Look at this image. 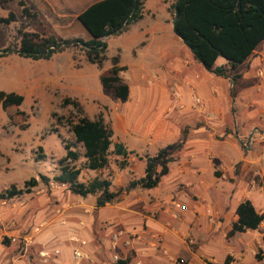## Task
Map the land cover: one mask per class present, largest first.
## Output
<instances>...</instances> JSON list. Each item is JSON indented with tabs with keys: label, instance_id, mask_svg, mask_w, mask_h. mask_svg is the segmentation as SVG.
<instances>
[{
	"label": "rangeland",
	"instance_id": "374dc122",
	"mask_svg": "<svg viewBox=\"0 0 264 264\" xmlns=\"http://www.w3.org/2000/svg\"><path fill=\"white\" fill-rule=\"evenodd\" d=\"M19 1L30 5L31 11L36 12L37 17L24 19L21 15V8L18 6ZM95 1L0 0V17L6 18L9 13L15 15V21L8 26L0 25V51L10 50L0 57V92L15 93L24 99L19 107L0 108V193L11 186L22 189L24 183L31 178L38 181L37 186L30 189L29 193H24L11 200H0V244L8 241L7 245H9L8 247L3 245L5 249L0 251V255L4 253L3 257L7 256L6 259L10 260L9 262L14 260L17 264H48L51 259L60 256V250L68 247L70 250L66 251L74 256V251L69 244H66L68 247L55 245L52 241L46 245L45 243L27 244L28 238L32 235L38 236L46 227V223L38 222L37 219H42L49 214L51 218L58 219L56 221L58 225L59 223L65 225L64 222H68V220L59 218L65 206L69 204L71 194L66 186L57 185L52 180L61 166L70 165L79 169L78 180L82 183L94 178L109 179L113 185L112 190L121 191V194L128 185L124 187L126 182L137 179L140 174L143 177L144 158L153 157L157 153L153 150L146 155H137L133 152L126 160L128 167L125 169L119 168L123 158L110 155L108 168L100 171L87 170L82 157L83 150L74 141L69 127V123L75 122L79 114L71 106L62 104L65 98L77 101L82 107V114L88 119H102L104 124L111 128L112 121L117 115L126 117L128 114L133 119L140 117H143L142 121L145 119L147 114L143 111L136 113L138 97L144 95L146 101L153 102L157 94L162 92L165 96V106H169V102L175 98L174 94L179 95L180 93L178 90H172L171 85H165L164 73L148 68L151 64L155 68L160 66V69L164 70L165 62L160 59V55H166V52L174 49L179 50L176 48L177 45L181 47L183 54L190 53L172 30L171 6L175 0H145L143 20L130 26L119 36L103 40L107 44V49L104 54L105 59L99 65L90 64L80 48L65 50L48 61L34 62L16 54L20 41L19 31L31 36L53 35L57 39L89 40V34L79 24L76 17ZM137 24L145 28L137 29ZM141 30H146L144 36L148 37L144 38ZM113 64L126 69L120 75L122 81L129 87V98L125 103H120L112 90L103 88L99 83V76L106 74ZM223 64L224 60L219 58L215 66ZM262 68L259 66L257 69L262 70ZM209 95L211 98H216L217 94L209 92ZM194 97L198 98L197 95L192 94L190 105L199 110L200 116L198 117H201L199 118L201 120L189 117L179 124L180 136L175 142H178L184 135L185 143L182 149L174 154V162L169 165V168L180 167L183 161L192 164L189 151L193 149L190 147L203 149L217 147V125L212 126V123L217 121V109L212 110L208 101L200 97L198 98L200 105L196 104L193 101ZM165 106L159 107L162 117L167 114ZM155 111L158 110L155 109ZM196 128H204L208 135L195 136L193 131ZM202 142L206 144L204 147L197 146ZM65 144L70 145L72 150L80 155L78 161L63 162L66 152ZM245 146L246 141L241 143L242 149ZM201 156L203 157L204 153ZM208 156L215 160L212 154ZM208 170L217 173L215 167L214 170ZM41 176L48 179V184L41 180ZM198 176L199 173H195L197 179ZM166 184H160L156 196H152L150 190L136 189V198L124 201L130 207L128 213L130 216L123 221L115 219L111 223L110 218L98 219L95 203L94 223L86 226L85 219L78 220V223L83 221L84 229L90 228L93 232L90 236L93 264H119L120 261L127 264H146L144 260L149 256L141 257L137 253L139 243L155 251L159 250L160 255L168 262L190 264L187 259L177 257L170 261V254L159 249L162 241L160 234L151 232L147 222L159 220V214L155 212L157 202L160 203V210H168V213L175 214L177 213L175 205L177 203L184 205L186 197L198 196L202 204L206 201L204 197H201L203 195L194 183L180 184L172 189H169ZM206 194L217 199V181L210 186ZM118 203L119 197L117 202L110 206H117ZM215 210L217 213V209ZM205 215L209 217L206 212ZM12 233L17 236L16 242L9 238ZM118 233L120 237L115 241L113 237ZM209 238H215L217 241L215 236ZM33 239L34 236L31 241ZM203 244L201 241L190 243L187 241L189 250L194 254ZM213 249L209 248V250ZM143 253H148V251L144 250ZM197 258L196 264H206V261L213 263L211 258L205 255L198 254ZM219 260L217 254V261Z\"/></svg>",
	"mask_w": 264,
	"mask_h": 264
},
{
	"label": "crops",
	"instance_id": "0c3cea01",
	"mask_svg": "<svg viewBox=\"0 0 264 264\" xmlns=\"http://www.w3.org/2000/svg\"><path fill=\"white\" fill-rule=\"evenodd\" d=\"M144 17L145 9L143 19ZM136 26L137 29L143 27L138 24ZM144 31L146 30H141L143 36ZM146 37L148 36L145 35L144 38ZM176 48L179 50L174 49L166 52V55H160V59L165 62L164 70L160 69V66L155 68L151 64L148 68L164 73L165 85H171L172 90H178L179 98H173L169 106H165V96L162 92L157 94L153 102L146 101L144 95L138 97L136 113L143 111L147 116L142 121L143 117L133 119L128 114L126 117L117 115L111 126L113 141L121 143L129 152H135L137 155H146L152 150L156 153L165 145L172 144L180 136L179 124L182 121L189 117L201 120L199 119L201 117H198L199 110L190 105V96L195 94L198 98L206 99L212 110L217 109V121L212 123V126L217 125V147L211 149L190 147L193 149L189 151L193 163L183 161L180 167L169 168L167 175L160 180L158 186L150 190L151 195L156 196L158 187L162 183H167L169 189L180 184L194 183L206 203L202 204L199 201L200 197L191 195L184 201L187 208L185 212L177 211L174 214L168 213V210H160V203L157 202L155 212L160 218L157 221L149 220L147 225L151 232L160 234L162 241L159 249L170 254V261L180 258L187 259L190 264H196L199 254L208 256L214 264H223L226 257L231 258V264H264V220L256 230L228 236L232 224L237 221L236 208L242 201L249 200L258 214L264 212V41L235 70L239 75L236 82L208 73L193 59L191 53L183 54L179 45ZM259 66L263 67L262 70L257 69ZM258 71H262L263 75H258ZM209 92L211 94L216 92V98L209 97ZM164 106L167 114L162 117L159 107ZM193 134L202 137L208 135L204 128H196ZM244 141L246 146L242 149L241 143ZM205 145L202 142L197 146ZM202 153H204L203 157ZM210 154L215 160L207 157ZM214 167L217 168V173L209 172L208 169L214 170ZM195 173H199V180L195 177ZM126 174L128 176L127 172ZM140 178H142L141 174L135 180ZM215 181H217V199L206 194ZM127 184L129 182H126L124 187ZM112 188L111 184L110 190L114 192ZM136 189L140 188L123 191L118 196L117 206L106 205L100 209L95 208L98 213L97 218L100 220L110 218L111 223L115 219L119 221L127 219L130 216L128 214L130 207L124 201L136 198ZM70 196L69 204L65 206L59 218L68 222H64L65 225L63 223L58 225L56 223L58 219L51 218L49 214L37 219L38 222L46 223V227L38 236L32 235L33 241H31L32 237L28 238L27 244L45 243L46 245L50 241L65 247L69 244L73 251L81 254L79 258L74 257L72 253L66 251L70 250L67 246L68 248L59 251L60 256L51 259L52 262L48 264H93V249L90 246L92 241L90 236L93 232L90 228L84 229L83 221L78 223V220L85 219L86 226L94 223L95 197ZM206 208L215 212L210 218L205 215ZM28 216L31 217L30 213ZM210 236L217 237V241L215 238L210 239ZM16 237L15 233L9 235V238L15 242ZM187 241L188 243L201 241L204 244L194 254L189 250ZM137 245L139 246L137 253L141 257L149 256L144 260L146 264H173L162 257L159 250L155 251L141 243ZM210 247L214 249L209 250ZM4 249L0 244V251ZM144 250L148 253L144 254ZM256 255L260 256V261L256 259ZM3 256L4 253L0 255V264H17L14 260L9 262L7 256Z\"/></svg>",
	"mask_w": 264,
	"mask_h": 264
},
{
	"label": "trees",
	"instance_id": "16d2710c",
	"mask_svg": "<svg viewBox=\"0 0 264 264\" xmlns=\"http://www.w3.org/2000/svg\"><path fill=\"white\" fill-rule=\"evenodd\" d=\"M21 15L24 19H35L36 12L31 11L30 5L19 1ZM172 27L175 36L184 44L205 71L229 81L236 82L239 75L235 70L242 65L253 51L264 41V0H175L171 6ZM145 0H98L88 5L76 17L79 24L89 34L90 39L80 38L57 39L53 35L31 36L19 31L20 41L16 54L31 61H48L53 56L68 49L80 48L84 51L90 64L99 65L105 59L107 44L103 41L124 33L130 26L143 19ZM15 21V15L9 13L6 18L0 17V25L8 26ZM9 49L0 51V57ZM222 58L225 64L215 66ZM125 67L113 64L99 76L100 85L114 92L120 103L127 102L129 87L121 79ZM23 97L15 93L0 92V108L19 107ZM64 106H71L79 117L70 122V132L74 141L83 150L85 168L89 171H100L108 168L110 155L121 157L120 169L128 166L126 161L129 152L121 143L113 142V132L104 124L102 119L90 120L82 114L81 105L69 98L62 101ZM185 143L184 135L173 144L157 151L153 157H145L143 177L132 180L123 191L135 188L153 190L160 180L167 175L169 165L174 162V154L179 152ZM112 148V149H111ZM65 157L63 162L74 163L80 155L68 144L64 145ZM80 170L70 165H63L52 178L57 185L67 187L71 195L87 198L95 197V208L117 202L120 192H112L109 179L94 178L86 183L79 182ZM48 184V179L41 176ZM38 181L31 178L25 182L22 189L11 186L0 193V200H11L36 187ZM237 221L232 224L228 236L256 230L264 220V212L258 214L249 200L242 201L236 208ZM264 242V237H263ZM8 241L2 242L7 246ZM258 261L261 260L256 255ZM119 264H127L120 261ZM206 264H214L206 261ZM223 264H231V258L226 257Z\"/></svg>",
	"mask_w": 264,
	"mask_h": 264
},
{
	"label": "built area",
	"instance_id": "2783aa9c",
	"mask_svg": "<svg viewBox=\"0 0 264 264\" xmlns=\"http://www.w3.org/2000/svg\"><path fill=\"white\" fill-rule=\"evenodd\" d=\"M258 75L262 76V75H263L262 71H258ZM174 96H175V98H177L179 95H178V93H175ZM193 101H194L196 104L200 105V100H199L198 98L194 97V98H193ZM175 206H176L177 211L180 212V213L185 212V210L187 209L185 205H180L179 203H177ZM205 212H206V214H207L209 217L212 216V215L215 213V212L212 211L211 209H207ZM119 236H120L119 233H118L117 235H115V236L113 237L114 240L116 241V240L118 239ZM80 256H81V254H80L78 251H74V257L79 258Z\"/></svg>",
	"mask_w": 264,
	"mask_h": 264
},
{
	"label": "water",
	"instance_id": "95a60500",
	"mask_svg": "<svg viewBox=\"0 0 264 264\" xmlns=\"http://www.w3.org/2000/svg\"><path fill=\"white\" fill-rule=\"evenodd\" d=\"M173 24H174V19L172 20V27H173Z\"/></svg>",
	"mask_w": 264,
	"mask_h": 264
}]
</instances>
